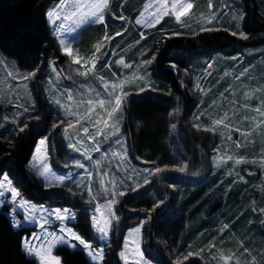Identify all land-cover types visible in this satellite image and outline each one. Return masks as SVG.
Returning <instances> with one entry per match:
<instances>
[{"label":"rangeland","instance_id":"1","mask_svg":"<svg viewBox=\"0 0 264 264\" xmlns=\"http://www.w3.org/2000/svg\"><path fill=\"white\" fill-rule=\"evenodd\" d=\"M84 2L87 3L89 0H84ZM150 2L154 4L155 0H109L105 24L89 21L76 28L75 31L65 32L63 39L71 45L73 56H67L60 46V50L66 58L65 63L59 64L57 59L51 60L48 63L44 77L38 80L36 75L27 80L23 79L29 73L21 70L16 61L9 59L0 51V94L6 93V98L0 99L6 111L4 124L7 125L13 123V121L18 122L20 119L18 117L22 119L37 112L38 103L36 102L34 91H41L48 106V113L44 115L42 127L47 124L49 130L55 129L56 138L53 142L55 147H51L47 139L44 145L40 144L41 140L38 141L31 157L30 166L46 187H55L66 191L73 202L77 204L74 207L75 204H73L72 200L67 202V204L62 203V200H57L50 204H36L28 201L35 209L36 216V222H30L31 218H29V221L24 220L26 209L10 203V194H8L6 201L0 202V210L2 207L10 206V220L14 210L15 219L21 222V227L15 228V230H29L28 235L23 238L22 250L27 257L35 260L38 264L39 260L25 251V240L35 246L43 242L46 232L55 231L59 233L60 227H71L80 234L76 228L80 222V213L83 212L88 216L87 220L91 226V216L95 211L96 204L103 205L110 198L113 179L120 187L124 186L121 183L122 181L130 186L125 188V196L140 192L145 185L143 184L145 177L149 181V172L151 170L146 168L144 163L135 164L130 158L128 147L122 134V123L124 111L127 109L131 99L145 97V95L155 94L156 92L153 82L147 76L146 69L148 65H145L144 61L155 44V38L161 35L160 32L170 33L172 31L169 36H166L168 39L182 36L192 41L208 33L226 30L231 33L235 32L241 37L242 20L238 21L234 19V16L239 14L244 16L243 0H189L194 7L189 10L186 16L181 17L180 22L176 21L174 15H169L164 16L160 23L155 26H148L147 24L137 25L136 20L140 18V13L144 11L145 6ZM209 3L212 4V8H209ZM257 6L259 16L264 19V0H257ZM58 7L59 2H56L48 11L58 9ZM69 10L64 9V11ZM153 10L149 9V11ZM212 15L215 16V19H213L211 24H208V18ZM121 16L124 19H120ZM48 23L58 43L61 38L60 33L57 31L58 26L64 23L69 28L73 27L71 21L58 20L55 25L50 21ZM237 24H239V27H237ZM202 27H211L218 30L211 32L201 31ZM117 31L123 34L116 36ZM105 32H107L109 40L104 39ZM97 43L102 45L99 52H95L94 46ZM238 50L239 52L235 56L216 54L210 56L209 59H201L199 61L201 64L197 66L198 68L190 70L193 75L194 73L196 75L190 88L193 94L196 91L195 97L200 102L197 112V117L200 118V120H197L198 124H201L205 117L208 123L204 124L203 122L202 126L212 128L213 120L222 119L225 114H227V119L224 120L223 124L216 126L214 131H211L216 136L219 135V142L212 149L214 156L212 158L213 175L207 177L204 169L205 164L200 161L201 163L193 167V172L195 173L190 174L184 180V183L192 187L204 180H209L216 190L221 191L218 199L223 196L225 200L227 194L231 193L235 188L241 189L242 185L248 182L244 174L241 175L239 173L237 175L239 167H241V171L244 169V173L248 172L245 164L236 165L234 160L227 163L223 162L228 155H232L234 158L239 157V153L235 152V149H238L236 147L237 144L241 145V147L249 148L244 157L249 160H255L256 163H252L254 171L250 169L248 173L252 179H256L254 183L261 184L262 188H259V193L264 191V167L261 166V160H264V135H262L264 133V116L261 115V112H264V45L248 49L240 47ZM114 52L116 53L115 55L113 54ZM93 53L99 58L97 67L88 71L91 69ZM104 53H107V55H104ZM121 58L130 65L129 68L126 69L123 65L116 63V60ZM73 59H79V63H73ZM53 66L57 69L56 72L52 71ZM85 71H88L86 76L77 74ZM101 76L103 81L100 79ZM119 82H123V85L115 89L116 94L127 93L122 100L121 119L117 125L120 128V133L118 136L110 137L107 140L103 136L99 137L101 150L99 153H89L93 157L89 161L80 152L68 147L69 141L65 138L63 129L67 126L68 121H75L76 119V115L69 116L68 111L83 115L89 107L86 101L90 96L96 99V93H99L100 98L110 99L108 93L105 92L104 83H107L109 91H112V85ZM185 85L187 86L188 82H185ZM197 85H199V88H197ZM193 88L195 89L194 91ZM92 89H95V92L91 91ZM69 94L72 96L71 100L68 99ZM55 99H59L64 107L62 108L56 104L54 102ZM81 101L84 103H81ZM257 109L260 111H257ZM98 114H103V112L97 106L92 116L82 120L81 123L87 124L90 131H95L93 124L89 120H94ZM61 120L64 123L61 124ZM54 123L59 124V127L53 128ZM110 123L112 122L110 121ZM224 124H228L229 127H224ZM99 127H103V125ZM237 128L239 131L236 130ZM105 131H111V129H106ZM74 132V129H69V134L73 135V142L76 139H81L85 145H88L89 142L82 130L78 136L74 135ZM242 133H248V135H243ZM229 136H231V139H228ZM116 140H119L120 143H115ZM77 147H80V145H77ZM37 148L42 149L40 154H37ZM210 149L211 146L208 150ZM114 153H123V155H114ZM42 159L55 173L65 176L71 175L72 179L66 180L64 185L51 181V177H49V180H45L39 175L37 170ZM75 160H79L88 171L92 172L91 180H89L85 169L75 167ZM96 161H99L98 166ZM104 173H107V175H104ZM215 174H218V176ZM101 178L104 180L103 186L101 185ZM138 182L142 186L137 189V192H133L131 187H134ZM89 186L92 190L91 196L88 194ZM105 188L109 192L106 193L104 191ZM252 188L254 189V186ZM222 190L226 191L225 194L222 193ZM241 195L244 198L246 194L243 193ZM118 200L119 202L114 206V211L119 206L122 197H118ZM57 207L70 208L76 219H69L64 222L53 220L50 225H46L44 229H41L39 225L41 216L47 217V211L42 213L41 209L51 210ZM28 211H31V209H28ZM182 212L181 210L180 213L182 214ZM238 216L242 219L241 217L245 216V214ZM240 219L237 227L240 231L239 234L244 235L255 222L251 217V224L247 227ZM118 220L114 219L112 221V227ZM136 222V219L130 221L131 226L124 230L122 239L121 251H125L124 242L127 240L128 248L126 252L132 259L136 258L135 248L137 245L142 251L143 244L142 229L144 221ZM223 225L224 223H221L219 229L220 241L211 243L207 247L197 246L191 250L194 255L189 257L193 262H198V264H237V261H239V264H264V235L261 231V228L264 230V226L256 227L254 232H248L246 243H239L234 241V239L239 240L238 232L233 231L229 226L225 229ZM136 227H141L139 234L134 232ZM92 231L94 241L89 242L92 243L93 248H102L104 253V249L110 240V234L102 240L94 228H92ZM226 231H228L227 234ZM130 233L132 234L131 236L129 235ZM33 237L37 239L34 241ZM232 240L233 243L231 242ZM72 243L78 245L76 241H72ZM61 248L82 251L92 264L103 263V261H93L87 252L83 250L82 246L79 245L75 249L59 245L53 250V254L56 255ZM201 249H203L202 252L200 251ZM149 260L152 264H155L151 259ZM121 263L124 264V261L121 260Z\"/></svg>","mask_w":264,"mask_h":264},{"label":"trees","instance_id":"2","mask_svg":"<svg viewBox=\"0 0 264 264\" xmlns=\"http://www.w3.org/2000/svg\"><path fill=\"white\" fill-rule=\"evenodd\" d=\"M56 2L59 0H0V51L16 61L21 70L35 72L37 80L44 77L51 60L57 59L59 64L66 61L46 17ZM257 9V0H243L242 33L247 39L227 30L208 33L194 41L182 36L166 38L172 31L160 32L161 35L155 38V44L145 58L155 57L146 73L156 92L129 101L124 111L122 134L135 164L144 163L149 170L157 166L167 170L150 175L149 183L143 186L139 195L122 197L115 209L119 220L112 227L102 264H122L119 253L123 234L131 226L132 219L144 221L142 251L155 264H176L178 260L181 264H198L190 257L185 259V255L197 246L207 247L220 241L221 223L239 234L240 214H245L240 221L247 227L251 224V217L254 219L255 224L248 232L264 226V212L261 211L264 209V191L259 193L261 184L254 183L256 179L248 173L250 169L254 171L252 163L245 164L246 174L239 167L237 175L244 174L248 182L241 189L235 188L227 194L226 200L223 196L218 199L221 191L216 190L209 180L192 187L184 183L190 174L195 173L193 167L200 161L205 164L207 177L213 175L212 149L219 142V135L204 131L207 127L202 123H208L205 117L201 124L197 122L200 120L197 117L200 102L195 97V89L193 94L190 88L196 78L190 70L198 68L201 59L216 54L235 56L240 47L263 46L264 19ZM185 82H188L187 86ZM34 95L37 112L22 119L18 117V122L7 125L4 124L6 111L0 102V172L9 175L22 198L29 202L50 204L62 200L67 204L72 200L70 195L64 190L46 187L30 166L38 141L46 138L54 148L56 138L55 129L49 130L47 124L42 127L44 115L48 113L44 96L40 90H35ZM21 127H24L23 132L19 130ZM247 151L249 148L245 147L235 149L239 157H244ZM180 167L185 170L177 171ZM225 192L222 190L223 194ZM243 193L246 194L244 198ZM9 212L10 206L0 210V264H38L22 250L23 238L29 230L11 228ZM87 218L81 212L76 228L86 240L94 241ZM261 231L264 235L262 228ZM248 232L239 234V240L234 241L246 243ZM56 255L62 258V264H92L80 250L61 248Z\"/></svg>","mask_w":264,"mask_h":264},{"label":"snow or ice","instance_id":"3","mask_svg":"<svg viewBox=\"0 0 264 264\" xmlns=\"http://www.w3.org/2000/svg\"><path fill=\"white\" fill-rule=\"evenodd\" d=\"M209 8H212V4L209 3ZM194 5L193 3L189 2V0H155V3H149L145 6L144 11L140 13V18L136 20L137 25L141 24H147L148 26H155L156 24L160 23L161 19L164 16L174 15L177 22L181 21V17H184L188 14L189 10L193 9ZM109 8V0H89V2L85 3L84 0H59V7L58 9H54L51 11H47L46 17L47 20L50 21L53 25L56 24L58 20L62 21H71L73 27L69 28L64 23H61L57 31L60 33V39L59 44L61 46V49L67 56H73V49L71 45H69L65 39H63V35L65 32H72L75 31L76 28L81 26L84 23L87 22H93V23H100L105 24V15ZM154 9L153 11H149V9ZM64 9H70L69 11H64ZM120 19H124L123 16L120 17ZM213 19H215V16L212 15L208 18V24H211ZM234 19L243 20L244 16L243 14H239L237 16H234ZM237 27H239V24H237ZM201 31H214L218 29H214L211 27H202L200 29ZM127 31V29H125ZM123 33L117 31L116 36H120ZM237 33H233V35H236ZM241 37L244 39H247V36L244 33H240ZM114 39V37H112ZM143 38V35H142ZM105 40H109V36L107 32H105L104 35ZM110 42V41H109ZM101 43H97L95 47V52H99L101 49ZM116 54L115 52L113 53ZM104 55H107V53H104ZM98 59L95 56V53H93V57L91 59V69L88 71H91L92 69H95L97 67ZM155 57H153L150 60H145V65H150ZM73 63H79V59H73ZM116 63L119 65H123L124 68H129L130 65L125 63L124 59H118L116 60ZM173 68L176 67L175 64L172 65ZM211 67V65H209ZM52 71L56 72L57 69L53 66ZM88 71L77 73L78 75H88ZM35 72H31L28 75H25L23 79L27 80L30 79L32 76H35ZM239 78V77H237ZM101 81H103V77H100ZM123 82H119L117 84L112 85V91H109V85L107 83H104V89L105 92L108 93V96L110 99H104L100 98V94L96 93V99L91 98V96L88 98L86 103L89 105V107L86 109L85 113L83 115L72 113L71 111H68V115H76L75 121H68L67 126L64 127L63 132L65 133V138L69 141L68 147L80 152L82 156H84L87 160L91 161L93 157L89 154L91 152H100V140L99 137L103 136L105 140L109 139L113 136H118L120 133V128L117 126L119 124V121L121 119V112H122V100L124 96L127 95V93L121 92V94L117 95L115 92V89L118 87H122ZM197 88H199V85H197ZM91 91L95 92V89H92ZM6 93L0 94V99H5ZM68 99L71 100L72 96L69 94ZM54 102L60 107H64L63 104H61V101L59 99H55ZM81 103H84L81 101ZM99 107L103 114H98L97 118L94 120H89L90 123L93 124V127L95 128V131H90L87 124H82L81 121L90 118L92 116V113L96 111V107ZM27 111V109H25ZM257 111H260L257 109ZM261 115L264 116V112H261ZM36 119H39L37 116ZM227 119V114H225V117L222 119H216L212 121L213 127L212 128H205L204 131H214L215 127L218 125H221L224 123V120ZM110 121L112 123H110ZM13 123H16V121H13ZM60 123H64L63 120L60 121ZM79 125V127H77ZM100 125H103V127H99ZM27 127V125H25ZM59 127V124L54 123L53 128ZM198 127V126H197ZM224 127H229L228 124H224ZM173 128H175V125H173ZM69 129H74V135H79L81 130L84 134V136L88 140V145L84 144V141L81 139H76L73 142V135L69 134ZM106 129H111V131H105ZM21 132L24 131V127H21L19 129ZM231 130V129H230ZM239 131V129H236ZM243 135H248V133H242ZM264 135V133H262ZM228 139H231V136L228 137ZM46 142L45 139H41L40 144L44 145ZM115 143H120L119 140H116ZM77 145H80V147H77ZM237 148L241 147V145L237 144ZM83 149V151H81ZM42 151L41 148H37L36 152L37 154H40ZM126 151V150H125ZM106 155V154H105ZM114 155H123V153H114ZM236 165H242L246 163H256L255 160H249L246 157L240 156L234 158L232 155H228L226 159L223 160L224 163H227L228 161H233ZM96 165H99V161H96ZM261 166L264 167V160H261ZM75 167L80 169H85V171L88 174L89 180L92 178V172L88 171L85 168V165L81 163L79 160H75ZM38 172L41 177H43L45 180H49V177H51V181L58 182L60 185H64L66 180H71L72 176L68 175H59L55 173L52 168L44 162V160H41L40 166L38 167ZM166 168H161L157 166L154 170H151L149 172V175H155L157 173H162L166 171ZM177 171L183 172L185 170L184 167H180L176 169ZM104 175H107V173H104ZM0 202L6 201L8 194H10V203L13 205H18L20 208L26 209L24 213V220L29 221V218H31L30 222H36V216H35V209L32 205L29 204V202L26 199H23L21 196V191L14 186L13 180L9 177L8 174L0 172ZM50 181V182H51ZM124 186L120 187L116 183V181L112 180V189L110 191V198L106 200L103 205L97 203L95 207V211L93 215L91 216V226L96 230V232L99 234L100 239H105L109 236L110 230L112 227V221L114 219H118L117 213L114 211V206L119 202L118 197L125 196V188L130 187L125 182H121ZM149 181L145 177L143 180V184H148ZM78 186L79 183L77 182ZM104 180L101 178V185L103 186ZM142 185L138 182L134 187H131V190L133 192H137V189L141 187ZM104 191L107 193L109 192L108 189H104ZM88 194L92 195L91 187L88 188ZM137 195L139 193L137 192ZM28 209H31V211H28ZM47 211V217L41 216V219L39 221V225L41 229H44L46 225H50L53 220L64 222L69 219H76L75 214L71 211L70 208L67 207H57L51 210H44L41 209V212ZM264 212V209L261 210ZM10 227L15 229L21 227V222L19 220L15 219V211L13 210L12 213V219L9 221ZM223 227L226 229L228 228L227 224H224ZM134 232L136 234H139L141 232V227H136L134 229ZM132 235L131 233L129 234ZM37 238L33 237V240L35 241ZM72 241L78 242L79 246H82L83 250L87 252L88 256L93 261H103L104 255H103V249L102 248H93V245L91 242L83 238L82 235L78 234L73 228L71 227H60L59 233L55 231H48L45 233V237L43 238L42 243H38L35 246L33 244L28 243L27 240L24 241V249L29 254L34 256L39 260V264H62V258L59 255H54L53 250L57 248L59 245H65L72 249H75L78 245L72 243ZM124 248L125 251H121L119 253L120 259L124 261V264H152V262L149 259L145 258L144 253L141 251L139 245L135 248L136 258L132 259L127 255V248H128V241L125 240L124 242ZM201 252L203 249L200 250ZM194 255L192 251H189L185 255V259L189 256ZM177 264H180V261H177ZM237 264H239V261H237Z\"/></svg>","mask_w":264,"mask_h":264}]
</instances>
